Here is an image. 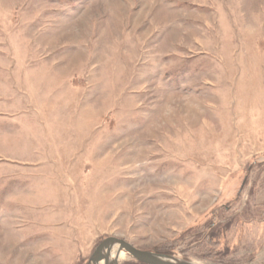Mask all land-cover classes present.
Masks as SVG:
<instances>
[{"label": "rangeland", "instance_id": "rangeland-1", "mask_svg": "<svg viewBox=\"0 0 264 264\" xmlns=\"http://www.w3.org/2000/svg\"><path fill=\"white\" fill-rule=\"evenodd\" d=\"M108 237L264 264V0H0V264Z\"/></svg>", "mask_w": 264, "mask_h": 264}, {"label": "water", "instance_id": "water-1", "mask_svg": "<svg viewBox=\"0 0 264 264\" xmlns=\"http://www.w3.org/2000/svg\"><path fill=\"white\" fill-rule=\"evenodd\" d=\"M115 250V253H113ZM125 252L136 261L144 264H201L191 260H184L170 254H159L148 250L139 249L129 242L108 237L101 241L89 257L90 264H118L116 255Z\"/></svg>", "mask_w": 264, "mask_h": 264}, {"label": "trees", "instance_id": "trees-1", "mask_svg": "<svg viewBox=\"0 0 264 264\" xmlns=\"http://www.w3.org/2000/svg\"><path fill=\"white\" fill-rule=\"evenodd\" d=\"M210 235H211V233H210ZM209 235V236H210ZM154 252H156V253H159V254H172V253H170V252H168V251H165V249L163 250V249H161V250H158L157 249V251L156 250H154ZM173 255V254H172ZM138 264H143V263H138Z\"/></svg>", "mask_w": 264, "mask_h": 264}, {"label": "bare ground", "instance_id": "bare-ground-1", "mask_svg": "<svg viewBox=\"0 0 264 264\" xmlns=\"http://www.w3.org/2000/svg\"><path fill=\"white\" fill-rule=\"evenodd\" d=\"M113 253H115V250H114V252ZM116 258L119 260V259H123V258H126V255L121 251L120 253H118L117 255H116Z\"/></svg>", "mask_w": 264, "mask_h": 264}]
</instances>
